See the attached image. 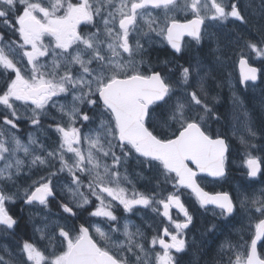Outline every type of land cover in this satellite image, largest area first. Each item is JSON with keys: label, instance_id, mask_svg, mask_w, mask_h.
Returning <instances> with one entry per match:
<instances>
[{"label": "snow or ice", "instance_id": "obj_1", "mask_svg": "<svg viewBox=\"0 0 264 264\" xmlns=\"http://www.w3.org/2000/svg\"><path fill=\"white\" fill-rule=\"evenodd\" d=\"M259 7L264 14V0ZM229 21L234 27H238L236 22L249 23L239 0H230V10L224 0H0V80L4 84L0 87V232L7 234L6 230L17 225L6 206L18 198L16 177L37 175L23 190V200L26 205L47 210L36 213L41 223L33 227L50 248L45 254L29 240H24L16 253L5 246L0 264H153L145 247V232L129 217L115 215L112 201L125 213L150 208L173 224L175 233L167 227L163 231L168 242L160 236L151 239L154 264H180L175 254L189 251L185 230L194 218L181 202L180 188L190 189L206 212L212 206L211 214L218 220L227 222L236 216V201L229 193L210 194L196 180L198 172L224 178L230 151L223 132H212V124H219L221 117L200 95L208 75L200 74L202 62L190 59L187 67L179 65V76L175 77L174 67L167 72L157 70L146 58L153 44H166L180 56L185 51V37L197 45L207 38L216 41L212 52L216 61L223 63L218 37L208 29L227 27ZM259 31L264 37V25ZM235 39H243L237 54L242 69L240 83L247 87V81L257 80L258 70L248 65L244 46L262 57L264 46L239 32ZM161 63L167 67L170 61ZM238 100L233 94L234 105ZM244 117L240 127L233 125L231 131L245 146L244 167L251 186L258 174L264 175V158L252 153V149L264 152V144L254 142L258 135L264 137V125L257 129L247 111ZM19 121H27L33 129L27 143L17 135ZM149 124L170 129L171 134L157 136ZM49 129L59 137L55 147L41 139L50 138ZM21 152L23 158L17 155ZM130 160L141 167L137 176L143 177V169L157 174L156 188L139 192L133 187L129 195L122 181L131 183ZM41 169L46 174H39ZM84 176L88 177L86 184ZM161 180L175 191L165 196ZM8 185L17 187V192L10 191ZM58 186L61 193H69L70 202L60 205L67 215L53 217L49 198H55ZM89 193L99 204L88 215L106 218L108 230L91 220L77 227L79 214L72 205L88 211ZM239 195L240 208L250 218L254 214L264 217V188ZM173 207L184 216L183 222L173 221ZM218 231L220 227L214 222L207 228L213 236ZM262 237L264 218L255 224L246 253L239 251L243 245L225 237L217 250L221 264L223 257H227V264H264V257L257 252V241ZM157 243L162 252L155 251ZM196 243L194 238L192 244ZM206 244L201 241L198 248Z\"/></svg>", "mask_w": 264, "mask_h": 264}, {"label": "flooded vegetation", "instance_id": "obj_2", "mask_svg": "<svg viewBox=\"0 0 264 264\" xmlns=\"http://www.w3.org/2000/svg\"><path fill=\"white\" fill-rule=\"evenodd\" d=\"M224 3L230 10V0H224ZM239 3L242 12L248 18V25H239V22H236L238 27H234L231 21H229L227 23V27L218 29L217 27L212 26L208 29L209 32L216 33L218 37V42L223 53V63L217 62L216 54L212 52V49H215L217 46L216 41L209 40L207 38L197 45L192 38L185 37V51L180 56H177L174 52H172L166 44L159 43L153 44L152 47L149 48L150 54L146 56V58L153 64L154 67L157 68V70L163 69L164 72H167L169 67H174L176 69L175 77L179 76V65L187 67L190 59L193 63L197 60L202 62L200 74L203 76L205 73H208V75L205 76L203 81L204 91L200 93L201 98L206 99L213 111L221 117L219 124H212V132L215 133L217 130L223 132V134L227 137L230 148L226 164L227 173L229 172L226 182L227 190L231 187V182L236 179L235 177H237V175L243 174L245 177L243 181L244 188L235 186L232 187L230 192L232 198L237 204H239V199L241 198L239 195L240 193L248 192L251 194L254 189L258 193L262 188H264V175L260 174H258L257 178H255L254 184L250 186V180L246 175L247 169L244 167L246 154L245 146L241 144L238 136H233L231 131L233 125H236L238 128L240 127V123L245 119V111H247L253 125L257 127V129L264 125V57L257 56V54L252 52L251 49L244 46V58L247 60L250 67L257 68L258 78L255 82L247 81V87L242 85L240 83V56L237 53L240 52L241 46H243V39L239 42L235 39L237 32H239L244 38L250 39L253 42L258 43L260 46H264V37L261 36L259 31L260 26L264 25V14H262L259 7L260 0H239ZM153 11L156 12L157 10ZM180 18L183 19V14H180ZM141 23L143 24V21ZM206 23L212 25L213 22L207 21ZM164 60L170 61L167 67L161 63ZM193 76L195 77V73H193ZM233 94L239 97V100L235 105L233 104ZM213 97H216V99L214 100ZM0 109H3V106H0ZM53 112L58 115L56 110H53ZM2 114L3 113L1 112L0 115ZM237 117L238 119H236ZM22 122L23 124H20L19 132L23 138H26L28 136V132L33 129L29 124H26L27 121ZM0 123H2V119H0ZM149 125L153 128L152 131L156 134H163L165 137L169 136L168 129L161 128L155 124ZM57 138L58 136L56 139ZM254 142L258 145L264 144V137L258 135ZM252 153L258 157L264 158V152L259 151L258 149H252ZM108 162L111 163L110 161ZM55 163L58 168V161ZM121 171L123 172V169H121ZM262 171H264V164H262ZM137 172H141V167L136 164L135 160H130L128 164V174L131 179V183L122 181V186L129 189V195L131 194L133 187L139 192H148L149 189L156 188L158 176L155 172H149L147 169H143V177L137 176ZM39 174H42V172H39ZM61 175L66 176L67 174L63 173ZM23 178L26 181V184L29 185L34 179H37L38 176H28L23 174ZM82 179L86 184L88 177L84 176ZM196 180L198 184L210 194L223 191V189L218 187V182H216L217 180L199 177H197ZM18 184L20 183L16 182V185ZM9 186L10 185L7 186L8 189ZM161 187L165 189V196L168 191H175L170 183L164 184L162 180ZM82 191L87 193L88 190L84 188ZM178 194L180 195L181 202L194 218L193 224L190 225L189 229L185 230L187 233L186 239L190 244L189 251L187 253L175 254L179 258L180 264H190V262H193V264H219L221 257L218 255L217 250L221 241L227 237L233 244L238 242V245L244 246L245 243H247L246 239H248L251 234L253 238L255 233V224L259 222V219L264 218L260 217L259 214H254L250 218L243 211L242 214L225 222L223 220H218L211 214L212 208H209L207 212L202 209L197 202L195 195L191 191L180 188ZM108 199L110 200L111 198ZM50 201L49 209L53 217L67 215L62 212L60 207L61 203L70 202L69 193L67 191L61 193L60 187L58 186L55 198L50 199ZM98 204L99 201H97L95 197L90 196V204L85 206L88 211L77 208L74 204L72 205L74 210L79 214V219L75 221L77 227L81 222L91 220L98 223L103 229L108 230L109 222L106 218L90 217L88 215V212L94 210ZM112 204V210L115 215L119 217H129L135 225L140 226L145 232L147 237L144 241L145 247L151 252L154 264L155 252L152 251L150 243L151 239L154 236L163 237V231L166 227L171 233H175L176 229L173 224H171L167 218L160 215L158 212L152 211L150 208L138 207V210H136L135 214H133L125 213L123 207L115 201H112ZM6 206L9 214L17 220V225L14 228L15 231L13 234H9L7 236L4 232H0V237H2L0 238V245L4 243L0 246V254L3 253V248L5 246L9 249H14L13 253H16L15 251H17V249L13 246V243H17L18 247L22 246V242L25 240L27 235H31L33 238L31 242H35L36 245L44 251L45 254H47L50 251L47 241L41 240L40 236L34 232L33 227L34 224L39 225L41 223L40 216L36 213H43L47 210L42 209L39 205L35 207L26 205L23 198H17L14 203H8ZM162 211L163 209L161 207L160 212ZM199 212L202 213V216L198 214ZM170 215L172 216L173 221H184V216L175 207L170 209ZM242 219H246L248 222L246 229L240 224ZM213 222L217 225L220 223L226 225L222 227L224 230L221 237L218 236V232H216L215 236L211 233H207V228ZM132 230L135 231L134 228ZM91 234L101 245H103L104 242L100 240L94 230L91 231ZM241 237H244L245 240H242ZM163 238L166 242H168L169 237ZM194 238L197 242L196 244H192ZM119 239H123V237L120 236ZM251 239L249 241V245ZM201 241H207V244L203 249L198 248ZM241 248H239L240 252H242ZM155 251H163L158 243L155 245ZM226 259L227 257H223V263L226 262Z\"/></svg>", "mask_w": 264, "mask_h": 264}, {"label": "rangeland", "instance_id": "obj_3", "mask_svg": "<svg viewBox=\"0 0 264 264\" xmlns=\"http://www.w3.org/2000/svg\"><path fill=\"white\" fill-rule=\"evenodd\" d=\"M51 110H53V109H51ZM53 113V112H52ZM54 114V113H53ZM13 132H16V131H14V130H12ZM49 131V130H48ZM17 135L19 136V134L17 133ZM40 134L38 133V136H39ZM20 137V136H19ZM49 137L50 138H48V137H41V139L42 140H44V142H45V144L47 145V146H49V147H53V143H52V138H51V133H50V131H49ZM28 140V139H27ZM58 140H59V138H58ZM23 141V140H22ZM24 143H27V141H23ZM17 155H19L20 157H22L23 158V153L21 152V153H18ZM69 155H71V154H69ZM1 163H0V167H2L3 166V161H0ZM34 171V170H33ZM210 259V258H209Z\"/></svg>", "mask_w": 264, "mask_h": 264}, {"label": "bare ground", "instance_id": "obj_4", "mask_svg": "<svg viewBox=\"0 0 264 264\" xmlns=\"http://www.w3.org/2000/svg\"><path fill=\"white\" fill-rule=\"evenodd\" d=\"M259 22V21H258ZM254 26V25H253ZM240 28V27H239ZM204 94V93H203ZM263 95V94H262ZM262 97V96H261ZM252 103V102H251ZM260 104V103H259ZM257 107V106H256ZM256 109V108H255ZM260 113V112H259ZM251 114V113H250ZM225 122V121H224ZM227 123V122H225ZM231 127V126H230ZM230 135V134H229ZM232 135V134H231ZM238 141V140H237ZM241 147V146H240ZM239 155V154H238ZM255 190V189H254ZM237 195V194H236ZM21 206V205H20Z\"/></svg>", "mask_w": 264, "mask_h": 264}, {"label": "water", "instance_id": "obj_5", "mask_svg": "<svg viewBox=\"0 0 264 264\" xmlns=\"http://www.w3.org/2000/svg\"><path fill=\"white\" fill-rule=\"evenodd\" d=\"M241 71H242V69H241ZM195 166V165H194ZM201 174H203V175H206V174H204V173H201ZM207 176V175H206Z\"/></svg>", "mask_w": 264, "mask_h": 264}]
</instances>
